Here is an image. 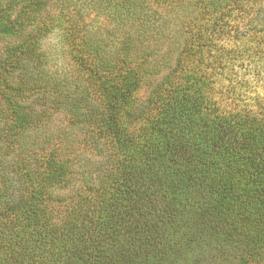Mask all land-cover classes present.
I'll list each match as a JSON object with an SVG mask.
<instances>
[{
    "label": "trees",
    "instance_id": "1",
    "mask_svg": "<svg viewBox=\"0 0 264 264\" xmlns=\"http://www.w3.org/2000/svg\"><path fill=\"white\" fill-rule=\"evenodd\" d=\"M0 264H264V0H0Z\"/></svg>",
    "mask_w": 264,
    "mask_h": 264
},
{
    "label": "rangeland",
    "instance_id": "2",
    "mask_svg": "<svg viewBox=\"0 0 264 264\" xmlns=\"http://www.w3.org/2000/svg\"><path fill=\"white\" fill-rule=\"evenodd\" d=\"M186 14V12H179L174 16L173 21L170 23L169 37L164 40L162 51L159 54L160 56L168 58L171 64L175 62L177 54L184 43V24L187 17ZM43 44L51 58L53 71L56 70L58 73H65L70 69L71 61L67 53L65 39L61 30L56 29L52 32L48 38L44 40Z\"/></svg>",
    "mask_w": 264,
    "mask_h": 264
}]
</instances>
